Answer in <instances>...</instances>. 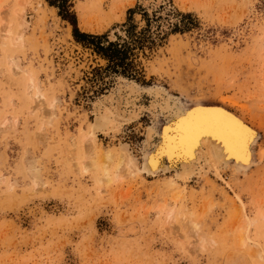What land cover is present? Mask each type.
<instances>
[{
	"label": "rangeland",
	"instance_id": "1",
	"mask_svg": "<svg viewBox=\"0 0 264 264\" xmlns=\"http://www.w3.org/2000/svg\"><path fill=\"white\" fill-rule=\"evenodd\" d=\"M71 2L83 31L111 40L127 37L129 8L137 31L149 14L156 44L133 60L151 84L94 76L107 62L47 0H0V264H264V0ZM129 83L244 115L261 133L258 166L175 186L172 173L117 170L122 145L141 166L148 127L165 120L147 110L114 139L87 143L96 103L116 105Z\"/></svg>",
	"mask_w": 264,
	"mask_h": 264
},
{
	"label": "bare ground",
	"instance_id": "2",
	"mask_svg": "<svg viewBox=\"0 0 264 264\" xmlns=\"http://www.w3.org/2000/svg\"><path fill=\"white\" fill-rule=\"evenodd\" d=\"M124 88L126 93L121 95L116 105L111 100V96L96 103L95 118L89 126L86 139L91 147L98 144L101 134L113 136L114 139L124 124L137 120L147 110L153 113L159 110L165 120L161 123L160 129L159 126L148 127L144 142L146 152L141 166L130 149L122 145L117 170L127 162L132 174L156 177L172 173L170 182L175 186L180 182H190L196 176L207 174L209 171L217 175H221L222 171L240 174L258 166L256 147L261 133L244 115L222 104L198 102L187 106L179 99L170 96L162 86L144 89L136 83H129ZM145 93L150 95L152 100L148 106L143 105L144 103L140 104ZM36 96L39 106L43 107L41 101L44 94L39 86ZM50 105L49 112L53 113L54 103L51 102ZM155 116L158 117L157 114ZM204 121L209 122L208 126L195 127L196 124ZM229 125L237 130H246L250 141L246 151L236 147L229 134L224 131L223 126ZM182 140L183 146H181ZM88 148L86 146L87 151L91 149ZM93 151L92 149L89 152L93 154ZM107 158H112V155ZM82 164L85 170L89 169L87 163L82 162ZM108 175L109 173L106 174ZM38 176L34 175L35 181ZM170 217L173 218V212L170 213ZM191 224L195 229L199 227L197 220H191Z\"/></svg>",
	"mask_w": 264,
	"mask_h": 264
},
{
	"label": "trees",
	"instance_id": "3",
	"mask_svg": "<svg viewBox=\"0 0 264 264\" xmlns=\"http://www.w3.org/2000/svg\"><path fill=\"white\" fill-rule=\"evenodd\" d=\"M51 6L59 9V15L71 23L72 34L75 41L84 48L90 49L94 54L104 59L107 64L105 67H94V76L103 79V74L107 76L110 73L122 74L133 79L141 81L144 85H150L151 82L140 79L137 76L134 56L136 50H144L147 46L152 48L156 44V40L151 35L149 14L144 12L143 15L147 21V27L137 31L138 25L133 22V15L137 12L135 8L128 9L127 21L123 23L126 27V38L118 36L116 40L109 38L108 32L90 33L83 31L78 22L77 13L72 10L73 4L71 0H47ZM174 32H179L175 27ZM122 39V40H121ZM104 75V76H105Z\"/></svg>",
	"mask_w": 264,
	"mask_h": 264
},
{
	"label": "snow or ice",
	"instance_id": "4",
	"mask_svg": "<svg viewBox=\"0 0 264 264\" xmlns=\"http://www.w3.org/2000/svg\"><path fill=\"white\" fill-rule=\"evenodd\" d=\"M207 121L200 122L195 125L196 128H202L208 126ZM224 131L229 134L231 139L234 141L236 147L247 150L248 144L250 143L247 132L245 129L237 130L233 126H223ZM183 140L181 141V146H183Z\"/></svg>",
	"mask_w": 264,
	"mask_h": 264
},
{
	"label": "water",
	"instance_id": "5",
	"mask_svg": "<svg viewBox=\"0 0 264 264\" xmlns=\"http://www.w3.org/2000/svg\"><path fill=\"white\" fill-rule=\"evenodd\" d=\"M149 101H151V99L149 98Z\"/></svg>",
	"mask_w": 264,
	"mask_h": 264
},
{
	"label": "crops",
	"instance_id": "6",
	"mask_svg": "<svg viewBox=\"0 0 264 264\" xmlns=\"http://www.w3.org/2000/svg\"><path fill=\"white\" fill-rule=\"evenodd\" d=\"M125 17H126V15H125ZM124 20H125V19H124ZM124 20H123V21H124Z\"/></svg>",
	"mask_w": 264,
	"mask_h": 264
}]
</instances>
